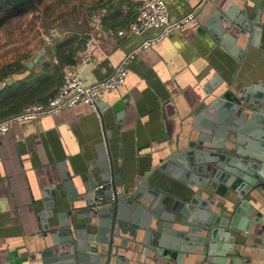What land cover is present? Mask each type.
Here are the masks:
<instances>
[{
    "label": "crops",
    "instance_id": "crops-1",
    "mask_svg": "<svg viewBox=\"0 0 264 264\" xmlns=\"http://www.w3.org/2000/svg\"><path fill=\"white\" fill-rule=\"evenodd\" d=\"M163 1L172 21L194 10L190 23L138 53L130 63L124 85L103 94L98 110L77 104L61 113L16 123L0 137V264H55L54 257L43 254L44 245L51 243L49 236L47 242L39 236L38 214L45 211L44 204L52 201V191L56 197L64 192L66 210L74 208V218L87 213L81 208L82 201L70 203L68 197L73 199L77 191H82L79 173L87 181L85 173L94 176L101 172V147L108 153L114 173L122 175L127 187L135 188L156 178L180 188L175 179L159 171V166L167 157L185 149L186 141L196 138L194 113L202 110V104L222 95L238 96L241 89L250 85L253 71L264 68V0L248 1L249 15L259 9L262 27L256 36L255 31H249L235 40L238 30L232 27L226 34L231 42L226 45L215 39L213 32H217L218 24L212 22V17L228 5L242 8L239 0ZM76 4L78 17L71 13L57 19L45 16L42 19L49 24L42 28L39 43L31 44L20 55L10 56L7 63L0 62V73L6 75L9 69L11 84L30 83L54 74L59 66L57 45L73 42L71 61L59 66L58 82L47 91L44 101L35 102L47 101L61 82L66 66H79L81 48L88 35L94 38L93 58L79 70L84 83L92 85L110 76L123 57L157 32L151 29L133 34L126 29L128 23L137 20V0H78ZM34 12L40 15L37 10ZM13 20L0 28V38ZM47 35L49 42L45 40ZM37 55L40 57L27 68ZM166 172L171 174L175 169L168 168ZM68 173L76 188L65 187L63 180ZM94 180L100 183L99 178ZM236 185L228 188L216 183L211 185L213 191L202 189V199L210 201L209 211L229 218L236 200ZM171 193L177 194L176 190ZM245 199L252 211L243 231L230 234L227 244L217 242L220 247L212 255H184L179 264H264V190H253ZM229 245L231 248L227 249ZM127 246L128 249L119 250L120 264H164L148 248L130 243ZM166 254L174 260L170 264H176L177 254ZM100 262L103 264L104 259Z\"/></svg>",
    "mask_w": 264,
    "mask_h": 264
},
{
    "label": "water",
    "instance_id": "water-1",
    "mask_svg": "<svg viewBox=\"0 0 264 264\" xmlns=\"http://www.w3.org/2000/svg\"><path fill=\"white\" fill-rule=\"evenodd\" d=\"M239 1L242 8L228 5L212 17V22L218 24L214 37L225 45L231 42L226 34L232 27L238 30L235 40L249 31H255L256 36L262 27L259 9L249 15V0ZM38 57L26 67L31 68ZM249 79L250 85L241 89L238 96L222 95L202 104V110L194 113L196 138L186 141L185 149L161 162L159 171L175 179L180 188L156 178L135 188L127 187L122 175L114 173L108 153L99 148L101 172L94 176L85 173L87 181L79 173L82 191L75 189L77 196L68 197L70 203L82 201L81 208L87 213L74 218V208L66 210L64 192L56 197L52 191V201L44 204L45 211L38 214L39 236L43 242L49 236L51 243L44 245L43 254L54 257L55 264H102V259L103 264H120L119 250L128 249L130 243L154 251L164 264L174 261L166 253H176L175 262L179 264L184 255H212L220 247L217 242L227 244L230 234L243 231L252 211L245 199L247 194L264 190V68L254 70ZM5 82L10 85L11 79ZM168 168L175 172L169 174ZM66 176L65 187L76 188L71 175ZM93 177L99 178L100 183ZM216 183L228 188L237 184L229 218L209 211L210 201L202 199V189L213 191L211 185Z\"/></svg>",
    "mask_w": 264,
    "mask_h": 264
},
{
    "label": "built area",
    "instance_id": "built-area-1",
    "mask_svg": "<svg viewBox=\"0 0 264 264\" xmlns=\"http://www.w3.org/2000/svg\"><path fill=\"white\" fill-rule=\"evenodd\" d=\"M137 20L128 23L127 30L133 34H142L148 30L157 31L155 35L144 39L133 51L128 53L114 67L110 76L92 85H87L81 78L79 66L88 65L93 58L94 38L88 35L82 45L79 66H66L63 70L61 82L45 103H31L17 114L0 119V137L4 136L12 125L38 119L46 114L61 113L77 104H86L93 110L97 109L103 94L120 89L128 76L130 63L138 53L148 50L171 34L181 31L191 21L194 10L185 16L170 20L167 4L163 0H145L137 7ZM47 42L50 36H45ZM5 87V81L0 79V92Z\"/></svg>",
    "mask_w": 264,
    "mask_h": 264
},
{
    "label": "trees",
    "instance_id": "trees-1",
    "mask_svg": "<svg viewBox=\"0 0 264 264\" xmlns=\"http://www.w3.org/2000/svg\"><path fill=\"white\" fill-rule=\"evenodd\" d=\"M45 0H0V28L13 19L23 17L34 12ZM68 53L65 54L67 48ZM72 41H66L57 45L56 56L61 67L63 62H70L72 56ZM59 66L55 68L54 74L37 78L30 83L20 82L18 85L6 84L0 92V117H8L17 114L21 109L35 101H44L47 98V91L58 82ZM11 77L10 71L6 75L0 74V79L6 80Z\"/></svg>",
    "mask_w": 264,
    "mask_h": 264
},
{
    "label": "rangeland",
    "instance_id": "rangeland-1",
    "mask_svg": "<svg viewBox=\"0 0 264 264\" xmlns=\"http://www.w3.org/2000/svg\"><path fill=\"white\" fill-rule=\"evenodd\" d=\"M77 1L61 0L58 3V0H47L40 8L36 9L40 14L39 16H36V12H32L13 20L1 32V35L4 36L0 38V62L7 63L11 59L10 56L20 55L24 49L28 50L31 44L39 43L42 28L46 29L45 26L49 24L43 21L45 16L50 15V17L57 19L64 18V13H67V15L71 13L73 16L78 17ZM73 8L75 9L71 11Z\"/></svg>",
    "mask_w": 264,
    "mask_h": 264
}]
</instances>
